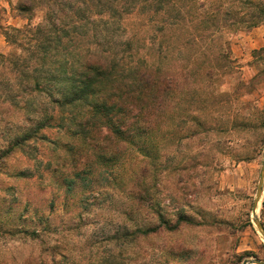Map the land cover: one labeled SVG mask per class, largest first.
<instances>
[{
  "label": "rangeland",
  "instance_id": "1",
  "mask_svg": "<svg viewBox=\"0 0 264 264\" xmlns=\"http://www.w3.org/2000/svg\"><path fill=\"white\" fill-rule=\"evenodd\" d=\"M75 39L118 57L145 53L161 67L192 65L168 92L142 162L129 150L76 177L55 168L63 130L20 143L50 109L32 90L47 70L45 40L63 52ZM263 153L264 0H0V264L264 259L253 219L264 228V184L251 212Z\"/></svg>",
  "mask_w": 264,
  "mask_h": 264
},
{
  "label": "trees",
  "instance_id": "2",
  "mask_svg": "<svg viewBox=\"0 0 264 264\" xmlns=\"http://www.w3.org/2000/svg\"><path fill=\"white\" fill-rule=\"evenodd\" d=\"M117 11L121 12L122 7ZM33 30L37 32L39 28ZM45 42L40 62L47 70H39L32 90L47 99L50 109L43 112L32 130L22 133L20 143L37 139L43 128L63 130L68 140L60 144L66 154L57 157L55 168L76 177L90 173L94 164H111L126 151L145 152L146 138L163 125L168 92L193 72L192 65L161 67L145 53L134 56L129 51L118 57L115 53L89 50L76 39L63 52L50 47V40ZM49 49L55 52L50 54ZM141 156L139 163L148 157L143 153ZM147 164L143 162L139 168L138 179L145 177ZM119 182L124 188L125 182ZM126 184H131V178ZM134 186L132 182L130 195ZM138 192L146 194L145 189ZM137 194V200L144 198Z\"/></svg>",
  "mask_w": 264,
  "mask_h": 264
},
{
  "label": "water",
  "instance_id": "3",
  "mask_svg": "<svg viewBox=\"0 0 264 264\" xmlns=\"http://www.w3.org/2000/svg\"><path fill=\"white\" fill-rule=\"evenodd\" d=\"M263 184H264V153L262 155V164H261V169L259 173V180L258 184L256 187V193L255 197L253 199L252 207H251V212L254 214L257 211L259 201L261 199V195L263 192ZM254 223L258 229V231L262 234L263 239H264V228L262 223L259 221V218L257 214L253 215ZM242 264H264V259H250V260H245L242 262Z\"/></svg>",
  "mask_w": 264,
  "mask_h": 264
}]
</instances>
